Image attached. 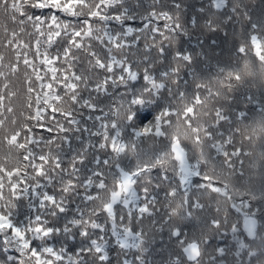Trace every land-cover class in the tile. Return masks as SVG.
<instances>
[{"label":"snow or ice","instance_id":"1","mask_svg":"<svg viewBox=\"0 0 264 264\" xmlns=\"http://www.w3.org/2000/svg\"><path fill=\"white\" fill-rule=\"evenodd\" d=\"M0 264H264V0H0Z\"/></svg>","mask_w":264,"mask_h":264}]
</instances>
